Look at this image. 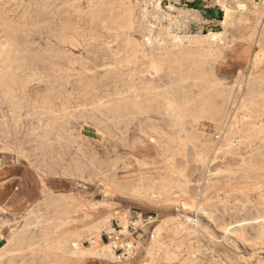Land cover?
<instances>
[{
    "label": "rangeland",
    "instance_id": "obj_1",
    "mask_svg": "<svg viewBox=\"0 0 264 264\" xmlns=\"http://www.w3.org/2000/svg\"><path fill=\"white\" fill-rule=\"evenodd\" d=\"M158 1L30 0L29 2V0H0V26H2L1 18L9 17V19L19 23L18 26L21 28V34L19 35V38L26 39L28 42L36 40L34 45L28 47V55L32 57L33 60L25 62L27 68H32L35 65L40 67L41 69L39 73H42L43 77L42 81L40 82V86L38 80H34L36 82L31 81L28 83L24 93L25 100L22 99L23 105L25 107L23 108L24 110L22 109L21 116L18 119L13 117L12 113L9 112L8 107L4 105L5 103L0 104V250L2 249L0 253H7L6 256H3L0 259V264H24L26 261L32 262L31 253H41L46 255L48 258L41 262H33V264H156L157 262V264H160L162 260V264H264V238L252 239V241H247L246 243L241 241H237L235 243H225L223 229H220L224 224L228 222H234L236 219L239 220L240 218L249 217L253 218L259 215L258 212L264 208L263 201L260 198V195L264 194V181L256 180L255 178H251L252 180L250 178L243 179L240 173L236 174L235 177L233 176L231 180H228L227 178H225V180L219 179L216 172L220 167L224 166L223 164H228L227 162H229L228 159L230 157L225 156L224 158L223 155H220L217 161L211 162L210 165L208 164V166L200 163L201 161L199 160V154L203 151V149L200 146L195 133L193 135V127L187 121L183 124V129L179 125L178 121H174L176 126L175 131L180 133L178 148L181 150V153L179 154V151L177 153V155H179H176L175 161L171 162V158L169 159L168 154L165 153L163 147L161 146L163 145L162 143H150L151 132L149 127L151 126L152 122L150 125L145 126V128H139L138 126L132 128V123L134 120L133 118H138L140 115L137 114L135 117H133V114L131 115L132 110L122 111L117 115L113 113V111L108 107H98L96 104H94L96 95L101 94L108 89L110 90L114 88L117 92H119L124 91L129 86L137 85L139 89L135 95H139L138 98L141 99L140 101L145 107L144 110L149 111V113H146V115H149V117H146L147 120L152 118L163 119L159 123L160 128H164L166 125L168 127L169 121L174 120L172 113L169 111L167 113V101L168 99H171L170 93L163 94V91H156L157 93L155 91L149 92L141 88L139 82L140 80L138 79L140 75L139 71L145 66L146 61L141 56L136 57V49H133L132 46H126V41H124V37L127 36L129 38L131 33V38L133 37L132 40L137 41V43L139 41V44H142L144 40L143 36L147 34L146 28L151 26V20L149 19L148 12L153 9V6H151L153 2H158L155 5L163 2V0ZM176 1L177 0H165L164 2L171 4L172 2L176 3ZM203 1L205 5L208 4L210 7L214 6L211 4H216L219 2L221 6L219 5V7L216 9V11H219V14L217 16L216 13L212 14V18H209L207 13H210V9H213L209 7L206 15H193V17L188 20L190 23V32L192 31V34L200 32V30L203 32V35H208L210 33H220L222 40L218 39V43L223 44L222 42L225 41L231 42L233 38H235L237 42H240L241 40L240 38L238 39L237 36L246 35V37H248L252 31V28L256 25L258 19L261 16V21L263 23L261 22L262 24L260 27V32L264 28V10H260L262 7L264 9V0H236L238 2H235V0ZM26 3L28 4L26 5ZM233 4L236 5L233 6ZM86 5L88 8L85 7ZM111 5L115 6V12L118 11L122 13L126 10H130L132 18H135L133 20V26L135 28L133 27L130 32L126 31L127 35L120 37V41L118 40L122 48L121 57L122 59L125 58V61H105V65H103V59L111 58L116 54L118 49V41L115 40V29L113 28V30H111V26L114 27V24L110 25L107 21L104 22V20L101 18L100 20H95L93 17V11L95 9L98 10L100 7L103 8V11L107 12ZM225 5L226 8H228V12L231 17L229 16L226 18L224 12ZM29 7H31V9ZM82 8L86 10H83ZM46 10L50 11L47 13ZM228 25L230 26L227 27ZM63 27H68L69 32H72V28H76L81 34L80 39H86V41L88 40L89 44L87 47H76L79 50L73 48L72 52L68 54V57L73 60L67 61L68 63L70 62L69 64L71 65L72 70L69 71V77L62 76L60 78V81L64 85L62 87L60 86V83L57 81L56 77H54V72L52 73L51 69L55 63L54 52L51 53L52 56L49 58L50 61L38 60H40L43 53L47 50V45H45L44 39L42 37H45L50 33H58ZM155 28L160 29V27ZM246 28H248V30ZM186 42L184 41V43ZM258 50L259 49L257 45L254 43L251 49L252 55H254ZM232 54V49H228L227 57H231ZM79 59L81 60L79 61ZM200 59L201 56L198 53L193 52L186 56V61H181L179 63L170 61L167 63L166 67L175 63L179 67L189 70V67L194 66L196 62H199L200 70L204 69L209 71V69L215 63V61H197ZM106 62L109 63L106 64ZM80 64L82 65V68L80 67ZM100 65H102V69ZM106 65H108L110 68L108 66L106 67ZM97 66H100V70ZM113 67L116 69H120L121 67L122 70L124 69V72H127V75H124L125 80H120V77L118 79L116 78L118 77L119 73L117 75L113 71ZM25 74L27 77H29L33 74V72L26 71ZM95 78L99 79L96 80ZM131 80L133 82H131ZM164 84H167V82ZM164 84L162 83V85ZM29 88L35 89L31 90ZM126 95L131 98L135 97L134 92H128ZM163 98H165V100ZM106 100L107 99L104 101ZM142 100L145 102V104ZM163 105L165 106L163 107ZM74 108L76 111H74ZM49 109L51 110L49 111ZM6 113L7 116H4L6 118L5 119L3 114L5 115ZM202 121V126H204L203 131H206L205 133L211 136V139L214 140L213 143L216 142L218 136H215V123L210 118H204ZM127 126L128 128H126ZM130 128L133 129L132 137H136V139L138 138L137 140L140 143V149L135 150L136 153H133L134 151L130 149L127 141L124 139V135L130 134L128 133ZM76 136L79 137L77 138ZM257 147L258 145L256 144L249 146L245 143L239 146L241 153L243 152V155H248L252 149H256ZM151 157L152 160L154 159L153 164H149L150 166L145 164L142 165L144 159H150ZM196 157L198 158L196 159ZM234 157L235 156H233V158ZM166 159L172 164L169 162L170 165H168L169 163L166 161ZM137 161H139L138 164ZM185 167H189L188 170ZM234 167L237 166L235 165ZM225 174L226 173L224 172L223 175ZM162 176H164V178ZM139 180L142 181L140 182ZM157 180L159 181L157 182ZM210 180H212L213 184H216L217 187H212L210 191H208L209 193L207 192V195L204 197L202 194L203 189ZM163 181L172 183L168 190L163 192L162 199H159V201L158 199H153L151 197L142 200L135 197L134 193L129 192V190L126 188L128 184L136 185L139 183L145 186H155L154 188L157 189L163 185ZM194 182H196V184ZM224 198L225 200H223ZM206 199L208 200L207 202L212 204L211 213L213 212V216L206 214L204 215V213L198 211V204L204 202ZM248 199H251L252 201L249 200L248 202ZM159 202L160 204H158ZM69 207L72 209V212L69 215L63 214V216L59 218V213H65L63 211ZM30 208L32 209L29 210ZM161 210L164 211V213H162L163 217L164 214L165 216H177L182 219L181 222H184L186 217H192L194 220H199L200 223L203 224V226L206 227V229H208V231L212 233L213 236H215V238L219 241L210 238L209 234L206 231L203 232L202 229H198L199 233L192 236V240L188 239L189 237H184L185 235L177 234L175 230L179 227V222L178 220H173L174 222H169L167 223L168 225L165 224V227H167L164 229L162 234L164 237H160L162 240L159 238V245L156 244L157 247H155L153 250H150L151 245H148L149 242H151L155 225L158 223L161 224ZM127 211L129 212L127 213ZM107 212L109 214L111 213L110 215L112 216V222L110 225L111 227L96 229L100 226V221ZM123 213H127L128 215L130 214L129 219L131 223L129 227L131 235H125L124 239L127 240V243L134 245L135 238L133 237L132 233L135 231L134 228L137 227L139 238L136 239L137 242L135 245L137 247L134 250L135 252L127 256H123L122 261H112L91 255H85V257H83L84 255L74 256L71 252H69L70 248H65V250L57 248V244L62 242L67 246L69 244L67 240L79 237L81 244L86 249H89L91 245L89 238L91 235H95L98 232L97 230L101 231L100 234L102 235V240L105 243L112 244V242H110V234L114 231V229L123 230L122 221L125 218L122 216L124 215ZM120 214L122 215L119 216ZM148 216H153L152 220H149ZM140 218L144 221H142ZM50 219L52 222H50ZM139 220L141 221V225ZM27 223L31 224V227H29L36 233V235H40L39 241L42 242L39 243V245L43 243L40 245L42 248L38 246V250L36 247L35 251H24L23 253L27 254L24 258L20 255L13 258L11 253L6 252L7 248L5 245H7L8 238L13 234V232L20 230ZM40 226H42V228ZM218 227L220 228L218 229ZM171 229H173V231H171ZM41 236H44L45 239H43L44 237L42 238ZM234 240L235 238L233 237L232 241ZM139 244L141 246H139L140 248L138 247ZM175 244L177 246H175ZM173 245L177 247L176 250L178 252L176 257L172 258L171 260H164L162 256H165V251L167 252L168 249L171 247L173 248ZM186 246L189 248V250L184 248ZM113 247H115L114 250L117 256L120 257L123 253L122 250H118V247L120 246L116 247L113 245ZM206 248L209 252H206L205 250V252L203 251V249ZM187 252H193L194 255L202 256V260L196 263L191 262L190 254ZM187 257L190 259H188L187 262H184V259ZM155 261L157 262L155 263Z\"/></svg>",
    "mask_w": 264,
    "mask_h": 264
},
{
    "label": "bare ground",
    "instance_id": "obj_2",
    "mask_svg": "<svg viewBox=\"0 0 264 264\" xmlns=\"http://www.w3.org/2000/svg\"><path fill=\"white\" fill-rule=\"evenodd\" d=\"M113 1H115V0H113ZM164 1L165 0H163V2H160L157 5H155V4L158 3L159 1L156 3L153 2V4L151 5V6H153V9L150 12H148L149 19L151 20L150 21L151 26H149V28L148 27L146 28L147 34H145L143 36L144 40H143L142 44H139V41L137 43V41L132 40L133 37L131 38V36H132L131 33H130L129 38L127 36H125V35H127L126 31L130 32L131 29L134 27L133 26V24H134L133 20L135 18L134 19L132 18L130 10H126L122 13H120L118 11L115 12V6L111 5L109 7L108 11L106 12V11H103V8L99 7L98 10L95 9L93 11V17L95 20H100V18H101L104 20V22L107 21L110 25L114 24V27L111 26V30H113V28L115 29V32H114L115 40L118 41L120 39V37L125 36L124 41H126V46H132L133 49H136V52H135L136 57L141 56L146 61L145 66L143 68H141L139 71L140 75H139L138 79L140 80L139 82H140L141 88L144 89L145 91H149V92H151V91H155V92L156 91H158V92L163 91L164 92L163 94L170 93L171 99H168V101H167V104H168L167 113H168V111L171 112L174 120L169 121V126L167 127V125H166L164 128L159 127V123L163 120L161 118L160 119L159 118H152L150 120H147L146 117H149V115H146V113H149V111L144 110L145 107L143 106V103L140 101L141 99L138 98L139 95L138 96L135 95L139 89V87H137V85L129 86L124 91H119V92H117L114 88H112L110 90L108 89V90L104 91L103 93L96 95V100H94L95 101L94 104H96L98 107L99 106L108 107L110 110L113 111V113H115L117 115L119 113H121L122 111H128V110H132L131 115L133 114V117H135L137 114L140 115L138 118L137 117L133 118L134 120L132 123L133 124L132 128H134L135 126H138L139 128H145V126L150 125V123L152 122L151 126L149 127L150 132H151L150 143H153V144H161L162 143L163 145H161V146L163 147V150L165 151V153L168 154L169 159L171 158V162L175 161L176 155L179 151H180L179 154L181 153V150H179V148H178L180 133H177L175 131L176 126H175L174 121H178L179 125L182 127V129H183V124L187 121L193 127V135L195 133V136L198 139L200 146L203 149V151L199 154V160L201 161V162L199 161L200 163L208 166V164L210 165L211 162L217 161L220 155H223L224 158H225V156L230 157L228 159L229 162H227L228 164H226V163L223 164L224 166L220 167L218 169V171L216 172L219 179L225 180V178H227L228 180H231L233 178V176L235 177L236 174L240 173L241 176L243 177V179L244 178H250V179L255 178L256 180L264 181V28L260 32V27H261V24L263 23L261 21L262 16L260 15L261 17L258 19V22L256 23V25L252 28V31L248 37H246V35L237 36L238 39L240 38V40H241L240 42H237V40L235 38H233L231 40V42H226L225 40H223L225 42H222L223 44H221V43H218V39H221L220 33H210L208 35H203L202 34L203 32L201 30H200V32H196L195 34H192L191 33L192 31L190 32L191 29L189 27L190 23L188 22V20L191 17H193V15H195V14H197L198 16L206 15V13L209 10L210 6L208 4H207L208 6L205 5L203 0H177L176 3H173V2H175V1H173L171 4H169L168 2H164ZM231 1H233V0H231ZM29 2H30V0H29ZM109 2H111V1H109ZM235 2H238V1L235 0ZM85 3H86V1H85ZM151 3H152V1H151ZM27 4L28 3H26V5ZM34 4H37V3H34ZM211 5H214V6L210 7V8H213V9H210V13H212V14L216 13L217 14L216 9L219 7L220 3L217 2L216 4H211ZM235 5L233 4V6H235ZM19 6H21V5H19ZM242 6H244V5H242ZM245 6H246V4H245ZM39 7H41V6H39ZM85 7H87V5ZM147 7H149V6H147ZM29 8L31 9V7H29ZM42 8H43V6H42ZM90 9H93V8H90ZM139 9H138V11H139ZM224 9L226 10V11L224 10V12H225V16L227 18L230 16V14L228 12V8H226V5L224 6ZM83 10H86V9H83ZM260 10L263 11L264 10L263 7ZM49 11H47V13ZM52 11H54V10H52ZM30 15H31V13H30ZM43 15H44V13H43ZM101 15L103 18L101 17ZM1 22H2V26H0V104L5 103L4 105H6L8 107L9 112L12 113L13 117L15 119H18L21 116L22 109L25 107L23 105L22 99L25 98L24 93H25V89H26L28 83L31 81H34V80H38L39 81L38 83L40 86V82L42 81L43 77H42V73H39V71L41 69L40 67L35 65L32 68L31 67L27 68L26 62H25V61H29V60L32 61L33 60V58L28 55V53H29L28 47H31L32 45H34V43H36V40H32V41L28 42L26 39L19 38V35L21 34V28L18 26L19 23H16L14 20L9 19V17H2ZM239 22H242V21H239ZM145 25H146V23H145ZM33 26H35V25H33ZM229 26L230 25H228L227 27H229ZM155 27H160V29H156ZM246 29L248 30V28H246ZM134 31H136V30H134ZM24 36H25V34H24ZM80 37H81V34L79 33V31L76 28H72V32H69L68 27H63L60 30V32H58V33H52V34L50 33V34H47L45 37H42L44 39L45 45H47L46 46L47 50L43 53L40 60H38V61H50L49 58H51V56H52L51 53L54 52L55 63L51 69H52V73L54 72L53 73L54 77H56L57 81L60 83V86H62V87L64 85L60 81V78L62 76L69 77L70 76L69 71L72 70L71 65L69 64L70 62L68 63L67 61H73V60L70 57H68V54L70 52H72L73 48H76L79 46L87 47V45L89 44L88 40L87 41H86V39L81 40ZM105 40H107V39H105ZM119 41L117 44L118 49H117L116 54L114 56L112 55L113 57H111V58L106 57L107 59H103L102 60L103 65H105L104 64L105 61H125V58L122 59V57H121V51H122L121 49L122 48L120 46ZM184 41L185 42L187 41L188 43L187 42L184 43ZM89 42H91V41H89ZM254 43L257 45L259 50L254 55H252L251 49H252ZM109 44H110V42H109ZM125 48H124V50H125ZM76 49H78V48H76ZM82 49H83V47H82ZM228 49H232L233 54L231 57H227V50ZM109 50H111V49H109ZM193 52L194 53L196 52L201 56V59L197 60V61H215V63L212 65V67L209 69V71L204 70V69L200 70V63L199 62H196L194 64V66L189 67L190 68V69L188 68L189 70L182 68V67H179L178 65L175 64L177 62L179 63L181 61H186L185 60L186 56H188L189 54H191ZM80 57H82V56H80ZM80 60L81 59H79V61ZM77 61H78V59H77ZM88 61H89V59H88ZM170 61H173L175 63L173 65H169L168 67H166L167 63H169ZM108 63L109 62H106V64H108ZM83 64H84V62H83ZM110 65H111V63H110ZM100 66L102 69L103 68L102 65H100ZM100 66H97V67H99V70H100ZM107 66L108 65H106V67ZM80 67L82 68V65ZM123 67H124V65H123ZM123 70L121 69V67H120V69L114 68L113 71L117 75L119 73L118 77H116L117 79L120 77L119 78L120 80H122V79L125 80L124 75H127V72H124ZM26 71L33 72V74L29 76L31 78L26 76V74H25ZM85 71H86V69H85ZM97 76H98V74H97ZM136 76H138V75H136ZM98 79L99 78H97L96 80H98ZM114 80H115V78H114ZM132 80H131V82L134 81V80L133 81ZM34 82H36V81H34ZM165 82H167V84H164ZM162 83L164 85H162ZM107 87H109V86H107ZM29 89H31V88H29ZM95 90H96V87H95ZM97 91H98V89H97ZM128 92H134L135 97L131 98V97L127 96L126 93H128ZM153 95H154V93H153ZM140 96H142V95H140ZM105 99H107V100L104 101ZM163 99L165 100V98H163ZM156 100H157V98H156ZM91 103H90V105H91ZM144 104H145V102H144ZM164 106L165 105H163V107ZM90 108H91V106H90ZM50 110L51 109H49V111ZM74 111H76L75 108H74ZM4 116H7V113L5 115L3 114V117ZM204 118H210L215 123V126H216V129H215L216 135L215 136H218V139L216 140V142H214L215 144L213 143L214 140L211 139V136L206 134L205 133L206 131L205 132L203 131L204 126H202V122H203L202 119H204ZM11 119H13V118H11ZM113 120H115V119H113ZM104 123H105V121H104ZM43 127H45V126H43ZM126 128H128V126ZM132 128L129 129L130 131L128 130L129 131L128 133H130V134H126V135L123 134V135H124V139L127 141L128 145L130 146V149H132V151H134L133 153H136L135 150L140 149V147H139L140 143L137 140L138 138L136 139V137L135 138L132 137V131H133ZM173 130H174V132H173ZM185 135H187V134H185ZM190 135H192V134H190ZM76 137L78 138L79 136H76ZM192 137H194V136H192ZM183 142H184V140H183ZM109 143H110V141H109ZM243 143H245L249 146L256 144V145H258V147L256 149L255 148L252 149L248 153V155H243L242 154L243 152L241 153V150L239 148V146ZM189 144H191V143H189ZM128 145H127V147H128ZM194 148H196V147H194ZM59 149H60V147H59ZM187 149H188V147H187ZM199 149H200V147H199ZM194 150H196V149H194ZM184 153H186V152H184ZM197 153H199V152H197ZM209 153H210V155H209ZM126 154H128V153H126ZM233 156H235V157L233 158ZM237 157H240V158H237ZM184 158H186V157H184ZM197 158L198 157H196V159ZM167 159H166V161L169 160V159L168 160ZM91 160H93V159H91ZM138 162L139 161H137V164H138ZM153 162H154V159L152 160V157H151L150 159H144L143 163L142 162L141 163H142V165L145 164V165L150 166L149 164H153ZM169 162L170 161H168V163ZM188 162H186V163H188ZM163 163H164V161H163ZM170 163L168 165H170ZM196 163H198V162H196ZM237 164H239V165H237ZM156 165H158V164H156ZM187 165H189V164H187ZM235 165L237 167H234ZM172 166H174V165H172ZM173 168H175V167H173ZM188 168H186V169L188 170ZM110 171H112V170H110ZM110 171H108V172H110ZM108 172H106V173H108ZM224 172L226 173L225 175H223ZM175 175H176V173H175ZM164 176H162V177L164 178ZM141 179H142V177H141ZM144 179H146V178H144ZM139 181L141 182L142 180H139ZM158 181L159 180H157V182ZM144 182H146V181H144ZM186 182H185V184H186ZM130 183H132V182H130ZM171 183L172 182L166 181L163 183V185L160 188H157V189L154 188L155 184L153 185L154 187H152V186L141 185L139 183L136 185L135 184H133V185L128 184L126 186V188L129 190V192L134 193L135 197L140 198L142 200H144L148 197H151L153 199H158V201H159V199H162L163 192L168 190ZM194 183L196 184V182H194ZM111 184H112V182H111ZM180 184H182V183H180ZM212 187H217V185L213 184L212 180H210V181H208L207 185L203 189V192L201 191L204 197L207 195V192L210 191V189ZM239 190H241V189H239ZM199 191H200V189H199ZM170 194H172V193H170ZM178 195H177V197H178ZM260 196H261L260 198L262 199L263 204H264V194H261ZM219 198H217V199H219ZM226 199H228V198H226ZM257 199H259V198H257ZM223 200H225V198ZM223 200H221V201H223ZM249 200L252 201L251 199H248V202H249ZM194 201H196V200H194ZM207 201L208 200L206 199L204 202H201V203L197 202V203H199L198 204V211L204 213V215L205 214L206 215H212L213 214V212L211 213L212 204L207 202ZM160 202L158 204H160ZM216 203H218V202H216ZM260 203H262V202H260ZM231 204H233V203H231ZM31 209L32 208H30L29 210H31ZM40 210H42V209H40ZM63 212H65V213H59V215H58L59 218L61 216H63V214L69 215L72 212V209L69 207L68 209L64 210ZM128 212L129 211H127V213ZM38 213H39V211H38ZM127 213H123L124 215H122V214L119 215V216L122 215L125 217L124 220L122 221V226H123L122 233H124L125 235H131V232L129 230V227L131 224L130 219H129L130 214L128 215ZM162 213H164V211L161 210L160 211L161 216H162ZM110 214L107 212L104 215V217L102 218V220L100 221V226L97 228L95 227V228L96 229H103V228H108V227L110 228L111 227L110 225L112 222V219H111L112 216ZM258 214L259 215L255 216L253 218H250V217L249 218H240V219L238 218L239 220L236 219V221H234V222H228V223L225 222L226 224H224L222 226V228L218 227V229L219 228L223 229L225 243L226 242L235 243L237 241H241V242L246 243L247 241H252V239H263L264 238V208H263V210L259 211ZM34 217H36V216H34ZM198 218H200V217H198ZM185 219L186 220L184 222H181L182 219L177 217V216H173V215L172 216H165V214H164V217L162 216V218L160 219L161 224L158 223L155 225V229L153 231V236H152L151 242H149V245H148V246L151 245L150 250H153L155 247H157L156 244L159 245V238L161 236H163L162 234L164 232V229L167 227V226L165 227V224H167L169 222H174L173 220H178V222H179V224L177 223L179 225V227L176 230L174 229L177 234L185 235L184 237H187V238L189 237L188 239H191L192 236L197 235L199 233L198 229H200V230L202 229L203 232L206 231L209 234L210 238H213L216 241H219L218 239L215 238V236H213L212 233H210L208 231V229H206V227L203 226V224L200 223L199 220H194V219H192V217L191 218L186 217ZM231 220H229V221H231ZM48 221H49V219H48ZM142 221H144V220H142ZM25 222H24V224H25ZM37 222H35V223H37ZM50 222H52L51 219H50ZM3 223H5V222H3ZM132 223H134V222H132ZM139 223L141 225L140 220H139ZM186 223H187V225H186ZM134 224H136V223H134ZM30 225L31 224L27 223L20 230L13 232V234L8 238V243H7V245H5L7 248L6 252L11 253L13 255L12 256L13 258L16 256H19V255L24 258L27 255V254L23 253L24 251H35L36 247L38 250V246L43 244L42 243L39 245V243L42 242V241L41 242L39 241L40 235L39 236L36 235V233L30 228L31 227ZM34 225H37V224H34ZM32 226H33V224H32ZM40 227L42 228V226H40ZM53 228H55V227H53ZM1 229H2V227H1ZM97 231L98 232L95 235L93 234V236L91 235L89 238L90 243H91L89 249L88 248L86 249L81 244V240L79 239V237L75 238V239H71V240H67V238H66L67 242H69V244H68L69 246L68 245L66 246L64 243L61 242L60 244H57V248L61 249V250H65V248H70L69 252H71L72 255H74V256L84 255L83 257H85V255H91V256H97L98 258L102 257V258L112 260V261H119V260L122 261L123 255H121L120 257L117 256V254L115 253V250L113 248V245H112L113 243L112 244L111 243L110 244L105 243L102 240V237H101L102 235L100 234L101 231H99V230H97ZM171 231H173V229H171ZM42 233H44V232H42ZM81 235H83V234H81ZM44 236H41V237L43 238ZM233 237L235 238L234 241H232ZM187 238H184V239H187ZM43 239H45V237ZM110 242H112V241H110ZM140 244L138 245V247L140 246ZM131 246H133V245L130 243L127 244L128 250L131 249ZM175 246H177V245L175 244ZM175 246L173 248L171 247L172 249L171 248L168 249L167 252L165 251V256H162V258L164 260H171L172 258L176 257V254L178 251L176 250L177 247H175ZM40 247L42 248V246H40ZM194 247H196V246H194ZM184 248H187V246ZM187 249L189 250V248H187ZM1 250H0V252H1ZM150 250H148V251H150ZM196 250H198V249H196ZM204 250L206 252L208 251L207 248L203 249V251ZM153 252H155V251H153ZM187 253L190 254L191 259L187 257L184 259V262H187L188 259H190V261L194 262V263L200 262L202 260V256L194 255L193 252H191V253L187 252ZM65 254H68V253H65ZM6 255H7V253L6 254L0 253V259ZM31 255H32V258H31L32 262L26 261L24 264H27V263L33 264V262H41L47 258L46 255L41 254V253H36V254L31 253ZM81 256H80V258H81ZM76 259H78V258H76ZM126 261H128V260H126ZM162 261L160 264H162ZM102 262H104V261H102ZM156 262L157 261H155V263ZM18 264H20V263H18Z\"/></svg>",
    "mask_w": 264,
    "mask_h": 264
},
{
    "label": "built area",
    "instance_id": "obj_3",
    "mask_svg": "<svg viewBox=\"0 0 264 264\" xmlns=\"http://www.w3.org/2000/svg\"><path fill=\"white\" fill-rule=\"evenodd\" d=\"M149 217V220H152V218H153V216H148ZM135 226V225H134ZM123 227V226H122ZM133 228V227H132ZM140 229H142V228H140ZM134 232L132 233V235H133V237L135 238V243L137 242V238H139V234H138V227L137 228H134ZM124 236H125V234L124 233H122V230H114L111 234H110V239H111V241L114 239V241H112V243H113V245L114 246H116V247H118V246H120V247H118V250H122V255L123 256H127V255H129L130 253L132 254V253H134V251L133 250H135V248L137 247L136 245H135V243H134V245L133 246H131V249L130 250H128V247H127V240H125L124 239ZM113 248H115V247H113ZM127 250H128V252H127Z\"/></svg>",
    "mask_w": 264,
    "mask_h": 264
},
{
    "label": "water",
    "instance_id": "obj_4",
    "mask_svg": "<svg viewBox=\"0 0 264 264\" xmlns=\"http://www.w3.org/2000/svg\"><path fill=\"white\" fill-rule=\"evenodd\" d=\"M207 14H208L207 16H208L209 18H212V13H209V12H208ZM218 14H219V11L217 10V14H216V16H217Z\"/></svg>",
    "mask_w": 264,
    "mask_h": 264
}]
</instances>
